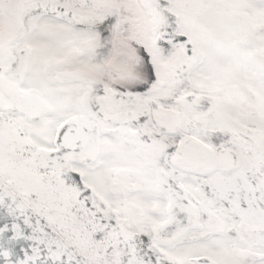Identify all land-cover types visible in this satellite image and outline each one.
I'll return each instance as SVG.
<instances>
[{"label": "snow or ice", "instance_id": "6c2138e0", "mask_svg": "<svg viewBox=\"0 0 264 264\" xmlns=\"http://www.w3.org/2000/svg\"><path fill=\"white\" fill-rule=\"evenodd\" d=\"M0 264H264V0H0Z\"/></svg>", "mask_w": 264, "mask_h": 264}]
</instances>
